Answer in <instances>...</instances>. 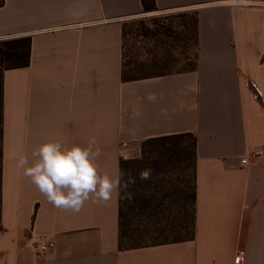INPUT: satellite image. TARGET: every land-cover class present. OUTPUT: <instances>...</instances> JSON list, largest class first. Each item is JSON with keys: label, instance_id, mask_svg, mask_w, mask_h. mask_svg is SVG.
I'll use <instances>...</instances> for the list:
<instances>
[{"label": "crops", "instance_id": "0c3cea01", "mask_svg": "<svg viewBox=\"0 0 264 264\" xmlns=\"http://www.w3.org/2000/svg\"><path fill=\"white\" fill-rule=\"evenodd\" d=\"M159 12L194 10L195 70L124 80V28L143 0H6L0 39L32 38L30 65L5 73L0 264H264V5L154 0ZM197 138L196 235L119 247L120 194L56 208L17 162L60 141L101 151V173L139 159L143 143ZM123 143L127 146L123 147ZM39 237L55 249L39 251Z\"/></svg>", "mask_w": 264, "mask_h": 264}, {"label": "trees", "instance_id": "16d2710c", "mask_svg": "<svg viewBox=\"0 0 264 264\" xmlns=\"http://www.w3.org/2000/svg\"><path fill=\"white\" fill-rule=\"evenodd\" d=\"M6 0H0V8L3 7ZM144 13L158 12L154 0H143ZM196 47L198 48V19L197 12L194 22ZM125 37V28H124ZM32 50V38L21 37L0 41V232L2 227V202H3V169H4V121H5V73L8 70L26 68L30 65ZM197 68V56L193 68ZM185 70V71H190ZM182 71V72H185ZM156 75H165L156 74ZM154 76V75H150ZM150 76H132L127 72V65L124 55L123 79L126 81L138 80ZM192 139V146L183 143L185 138ZM192 151L193 168V219L192 232L184 238L172 239L154 244H145L144 240L149 236H154L163 231L162 223L156 222L158 218V208L163 205L166 198L159 195L174 190V185L170 187L168 180L173 172L183 169L188 155ZM197 138L192 134L166 136L150 139L143 143L142 155L135 160H122L120 170L130 172L137 177V182L130 187L129 191L133 193L131 203L120 198L119 211V247L121 250H131L142 247L156 246L167 243H177L193 240L196 235V203H197ZM145 169L151 170V179L140 181L139 173ZM122 195V194H120ZM163 221V220H162ZM160 222V223H159Z\"/></svg>", "mask_w": 264, "mask_h": 264}, {"label": "rangeland", "instance_id": "374dc122", "mask_svg": "<svg viewBox=\"0 0 264 264\" xmlns=\"http://www.w3.org/2000/svg\"><path fill=\"white\" fill-rule=\"evenodd\" d=\"M247 4L264 5V0H247ZM196 11L180 10L172 12H151L129 21L125 27L124 55L127 72L132 76L178 73L190 70L197 56L194 22ZM9 39H0V41ZM183 143L192 146V139ZM192 151L184 168L170 175L168 184L174 185L173 192L159 195L158 218L163 231L144 240L154 244L187 237L192 232L193 219V168ZM163 220V221H162ZM159 222V223H160Z\"/></svg>", "mask_w": 264, "mask_h": 264}, {"label": "clouds", "instance_id": "9594fccd", "mask_svg": "<svg viewBox=\"0 0 264 264\" xmlns=\"http://www.w3.org/2000/svg\"><path fill=\"white\" fill-rule=\"evenodd\" d=\"M229 2L241 5L247 0ZM95 145V137L89 139L87 147H66L58 140L48 141L33 149L30 157L21 154L17 166L50 204L62 210L79 213L86 202L107 204L114 194H122L120 198L131 203L133 193L129 189L136 184L137 177L125 170L114 176L102 174L96 163L101 151ZM138 179H151V170L141 171Z\"/></svg>", "mask_w": 264, "mask_h": 264}, {"label": "built area", "instance_id": "2783aa9c", "mask_svg": "<svg viewBox=\"0 0 264 264\" xmlns=\"http://www.w3.org/2000/svg\"><path fill=\"white\" fill-rule=\"evenodd\" d=\"M127 144L123 143V147H126ZM264 155V148H260V149H255L253 151H251L249 154L245 155L242 159H241V165L242 166H248L251 163V160L253 159H257L261 156ZM35 246L36 248L41 251L42 253H46L49 251H52L55 249V243L52 241H47L45 238L43 237H39L38 240L35 242ZM244 256V252H240L238 254V258L236 261V264H242V257Z\"/></svg>", "mask_w": 264, "mask_h": 264}]
</instances>
